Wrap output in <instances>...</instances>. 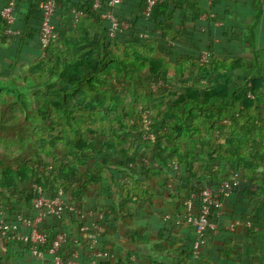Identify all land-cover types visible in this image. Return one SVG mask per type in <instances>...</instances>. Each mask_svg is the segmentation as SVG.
Masks as SVG:
<instances>
[{"label": "trees", "instance_id": "16d2710c", "mask_svg": "<svg viewBox=\"0 0 264 264\" xmlns=\"http://www.w3.org/2000/svg\"><path fill=\"white\" fill-rule=\"evenodd\" d=\"M20 1L21 3L25 2V0ZM44 1L27 0L26 9L28 12L23 23L24 30L22 34L8 37L5 34L7 26L1 16V11L6 6V3L4 4V0H0V39H6L8 44L7 49L0 54V86L7 83L9 90L16 95L17 101L23 106V92L16 84L14 77L21 72V55L28 40L34 41L35 49L42 53L39 42V28L43 16L40 4ZM217 1L220 0H215L214 5ZM258 1L261 2L263 0ZM103 2L102 9L96 10L94 7L95 0H64V2L60 0V9L55 18V24L61 40L48 50L45 56L46 60L44 59L45 62L42 66L39 65L42 60L41 57L38 63L30 65L29 69L26 70V72H31L34 68L38 70L41 67L42 70L44 69V75L59 73L58 99L65 116L62 117V123L65 126L63 130H69L74 135L73 144L75 147L73 145L71 147L73 160L67 163V161L56 158L57 165L50 170L46 165L42 164V161H40L41 157L37 156V163L43 171L41 173L43 177L31 179L28 183L25 182L24 186L27 189H22L21 184L19 185L16 178L11 175L13 169L6 168L4 165H2L3 177L0 180V205H6L4 208H6L5 211L9 212L11 220L20 216L32 218L36 214L33 203V186L35 185L44 188L46 196L51 198L58 197L62 191L66 201V191H73L75 186L79 184L80 187L82 186L83 189L94 194L97 204H100L106 196L111 203L112 212L109 214L105 213L97 221L100 229L96 230L93 227L94 224L90 225L81 216L67 213L63 224L58 222L51 223L47 243L41 247V250H49L57 234L61 233V227L63 229L64 224H70L74 226L75 230L73 232L77 235L69 233L67 227H64L68 234V240L58 252V255L65 259L72 251L80 249L83 255V262L91 258L93 251V249L91 250L92 244L84 236L98 238L100 243L105 240V243V238L109 235L104 232V229L106 230L107 228L113 231L111 233L113 236L117 233L116 229L120 221L127 227V232L123 236L125 243L127 244L128 242L135 246L139 245L142 227L135 228L139 223V211L145 215L153 216L154 214L151 213L146 204L156 199L159 193L168 196L169 200L172 201L170 206L177 213L186 216L188 212L186 207L187 199L194 194H198L205 185H211L212 189L217 192L225 183H230L233 185L232 192L235 193L239 186L238 183L241 182L244 185L245 194L253 196L264 193V117L252 114L247 105L252 100V97L256 106L264 101V96L262 97L260 91L258 93V89L264 85V62L260 64V58L258 59L256 54L248 62L256 65L257 70L252 71L251 74L249 73L250 75L245 78V81H235V88L230 89L227 95L210 96L205 92L204 94L202 93L201 97L188 99L182 106L184 115L173 124L163 128L155 129V118L153 115L150 133L155 137V141L147 139L146 134L148 132L144 128L142 118V111L149 110L151 107H146L137 115L139 119L138 137H131L129 133H125L123 138L126 139L128 146L122 147L121 150L125 151L131 147L137 148L143 141L150 144V151L144 157L149 166L143 172L138 168L139 162H132V159L126 156V152H122L123 155L118 149H110V147L101 143L100 145L102 146L99 148L97 146L98 140L96 139L91 141L84 140L80 116H76L75 113L81 110L90 120L106 118L107 113L105 112L108 110V106L103 101L106 98L99 97L96 98L97 100L79 99L76 102L70 101V98L77 99L78 93L87 88L97 92V88L92 84L91 80L97 77L100 72H103L110 64L116 65L123 72V75L125 74L126 78L124 79L125 76L123 75L121 78L127 83L126 79L128 80L130 75L126 74V70H128L130 62H134L133 65H135L136 72L133 76L138 77L137 80L139 82L136 81V84L140 85L143 82V77L140 75L142 74L140 72L142 66H139V64L145 66L149 56H154L157 53L160 57H165L169 60L170 58L177 59L181 64L186 61L183 64V66L186 64L185 68L191 65V74L189 76L192 75L194 77V68L201 64L205 67L203 73L205 81L209 83H227V80L218 73V63L213 55H208V61L206 62L202 60L201 56L183 58L174 55L177 38L172 37L171 30L166 28L159 19L161 11L168 8V0H163L156 7L149 20L145 19L143 15L147 8V0H124L122 4L112 9L109 8V0H104ZM19 3L18 0V6ZM70 5L76 10L71 12ZM193 10L190 13L193 14H191L194 18L193 24H195L196 20L197 25L198 13L195 8ZM79 12L84 13L91 21L94 38L86 40V38L79 37V33L83 32L81 25L80 28L76 26L78 23L76 15ZM190 13L187 12V14ZM204 13L209 12L202 9L200 15ZM104 14H114L120 20L130 23L133 27L116 40H111L109 37V22L103 18ZM17 16L19 18V11ZM185 29L187 30V28ZM16 31L18 30L16 29ZM192 31L193 33L188 32V35L195 37L198 28L195 26ZM142 34H148L149 38H142ZM179 39L181 40V36ZM144 47L147 48L146 51ZM136 66L138 67L136 68ZM163 67L161 68V75L147 70L144 75L148 74L146 85H148L149 78L166 81L165 75L168 71H165L167 69H163ZM128 81L132 82V79ZM117 84L118 86L122 85V83L119 85L118 82ZM137 85L133 84L132 86L138 88ZM149 89L152 92V88L149 87ZM133 91L136 94L137 89ZM45 104L46 109L43 114V121L44 123H51V102L45 101ZM238 106L242 107V111H237ZM208 107L213 110L209 115L205 112V110H209ZM194 109L198 110L202 121L206 123L205 129L202 126H191L187 122V117ZM226 112H228L227 116H230V118L228 117L227 119V125H224L221 117ZM109 130L110 132L113 131L112 128ZM103 134H106L105 129L100 135ZM194 134L202 135L201 139H195ZM172 152L178 153L179 158L172 157ZM139 157L143 159L141 156ZM252 157H254V163L250 165L247 161L249 158L252 159ZM202 159L203 161H201ZM143 163L145 165L146 162ZM0 164L2 163L0 162ZM81 168L86 171L77 173L76 169ZM25 171L20 168L17 173L25 177L27 174H25ZM107 173L110 178L105 179V174ZM116 173L124 174L129 178L130 183H122L120 179H116ZM171 176L174 177L175 181H173L172 187L170 186L172 185ZM106 180H109V183ZM76 196L77 194L74 198ZM79 197L81 200L85 199L82 195H79ZM226 198L224 197L223 201ZM67 202L75 203L74 201ZM199 207L200 204L198 205ZM2 212L4 211H0V216ZM86 226L89 227V232L84 234L82 229ZM166 228L165 226L163 231H169ZM214 237H210L209 242ZM196 239L195 232L193 229L190 230V234L186 235L185 243L178 250L177 260L173 264H195L193 251ZM172 241L175 240L169 237L168 243L172 244ZM209 242L202 248L200 261L203 259V251L208 247ZM78 243H84L83 247H80ZM106 244L104 249L110 253L112 245L106 246ZM31 246L30 243H16L7 246L6 250H2L3 254L0 252V264L11 263L13 255L19 259L25 257L35 258L30 253ZM129 257H133L132 254ZM49 258L52 257L50 256L47 259ZM100 263L111 264L106 259H101Z\"/></svg>", "mask_w": 264, "mask_h": 264}, {"label": "rangeland", "instance_id": "374dc122", "mask_svg": "<svg viewBox=\"0 0 264 264\" xmlns=\"http://www.w3.org/2000/svg\"><path fill=\"white\" fill-rule=\"evenodd\" d=\"M80 25L81 22H78L76 25L77 28H80ZM146 50L147 48H145V51ZM44 59L45 56L42 57L39 65L42 66L44 64L46 60ZM202 60L206 62L208 58H202ZM184 63L181 64L177 59L170 58L169 60L165 57H160L157 53L154 56H149L145 66L139 64V66L143 68H140V72L142 73L140 75L143 77V82L140 83V85L136 84L138 77L133 76L136 72L135 65H133L134 62H130V66L128 70H126V74L130 75L128 80L132 79V82L126 79L127 83L123 81L126 78L125 74L123 75V72L119 70L116 65L110 64L107 66L103 72H100L97 77L91 80L92 84L97 88V92L87 88L78 93L77 99L70 98L72 102H76V100L79 99L97 100L96 98L99 97L106 98L105 100L103 99L104 103L108 106V110L105 112L107 113L106 118L103 117L101 119L95 118L90 120L81 110L75 113L76 116H80L84 140L91 141L96 139L98 140L97 146H99V148L102 146L100 145L101 143L107 145L110 149H118L121 154L126 152V156L131 158L132 162H139L138 168L143 172L145 168L149 166V163L144 157H146L150 151V144L143 141L137 148L131 147L128 150L124 148L126 149L125 151L121 150L122 147L128 146L126 139L123 138L125 133H129L131 137H138L139 119L137 115H139L142 110L146 107H151L149 110L153 113L155 118V129H159L173 124L184 115L182 106L188 99L201 97L202 93L204 94L205 92L210 96L228 94V81L224 83L226 86H220L219 84L222 82L209 83L205 81L203 79L205 67L201 64L194 68L195 76H189L187 71H191V65L185 68V66H183ZM137 67L138 66H136V68ZM162 67L163 69H167L165 71H168L165 75V86L153 90L151 82L154 81V78H149L148 85L152 88L151 92L149 87H147L148 85H146V77L148 74L146 76L144 75L147 73V70L161 75ZM27 69L26 67H22L21 72L14 77L16 84L23 92L22 103L24 106L17 101L16 95L9 90L7 83L0 86V162L2 163L0 164V180L3 177L2 165L6 168H12L11 175L16 178L19 185L21 184L22 189H27L24 186L25 182L28 183L31 179L43 177L41 175L43 171L37 163V156L41 157L40 161H42V164L46 165V167L51 170L52 167H56L57 165L56 158L65 162L67 161V163L72 161L73 153L71 147L72 145L75 147L73 144L74 135L69 130V132L63 130L65 126L64 123H62V117L65 116L58 99L57 89L59 86L58 84H60L59 73L56 72L53 75H44V69L42 70L41 67L38 70L34 68L31 72H26ZM34 70L35 72H33ZM226 70H228V64L226 65ZM250 74L235 75L233 81H245V78ZM122 75L125 76L124 79L121 78L123 77ZM223 77L224 79H228L229 74L225 73ZM117 82L119 85L122 83V85L118 86ZM216 83H218V86H216ZM133 84L137 85L138 88L132 86ZM134 89H137L136 94L135 91H133ZM259 91L263 97L264 85H262V88L258 89V93ZM45 101L51 102V123H44L43 121V114L46 109ZM247 105L249 108H246H248L252 114L264 117V101L256 106L252 97V100H250V103ZM207 110H205L207 115L211 114L213 111L212 108ZM237 111H242V107L238 106ZM227 114L228 112L221 117L224 125H227V119L228 117L230 118ZM187 122L191 126H202V128L205 129L206 123L202 121L201 114H199L197 109H194L192 113L189 114ZM110 128L113 129L112 132H110ZM103 129L106 130V134L100 135ZM194 136L196 137L195 139H201L202 137V135L199 134H194ZM171 156L179 158V154L176 152H172ZM204 157L207 159L206 156ZM253 158L254 157H252V159L249 158L247 163L250 165L254 163ZM201 161H203V159ZM143 162H146L145 165ZM20 168L26 170L25 174H27L25 177L17 173ZM85 171L84 168L76 169L77 173H84ZM107 178H110L108 173L105 174V179ZM116 179H120L122 183H130V180H128L129 178L124 174L121 175L116 173ZM106 181L109 183V180ZM66 193L67 201H74L75 203L73 205L83 210L80 214L81 217L87 220L90 225L94 224L93 227L96 230L100 229L97 221H99L105 213L109 214L112 212L111 203L107 200L106 196L100 204H97L94 194L86 191L82 186L80 187V184L75 186L73 191H66ZM76 194L77 196L74 198ZM79 195H82L85 199L81 200ZM4 207H6V205H0V211H5L6 208ZM50 222L53 221L50 220ZM64 225V227H67L69 233L77 235L73 232L75 230L74 226L70 224ZM64 227L63 229L61 227V233H58L57 236L66 233ZM84 238L92 244L91 250L93 249V252L105 251L98 238L91 236H84ZM116 242L123 243V241L118 239ZM83 244H79V246L83 247ZM120 247L122 246L120 245ZM109 256L111 257L110 253ZM113 263L117 264L114 260Z\"/></svg>", "mask_w": 264, "mask_h": 264}, {"label": "crops", "instance_id": "0c3cea01", "mask_svg": "<svg viewBox=\"0 0 264 264\" xmlns=\"http://www.w3.org/2000/svg\"><path fill=\"white\" fill-rule=\"evenodd\" d=\"M19 2L13 28L17 29L20 35L24 30L23 23L28 11L27 0L23 3L20 0ZM5 3L7 4L6 0H4ZM167 6V10L161 11L159 19L166 28L171 30L172 37L177 38L174 55L183 58L193 56L203 58L206 55H213L218 63V73L222 77L225 73L229 74L226 79L229 83V91L235 88L233 81L235 75L248 74L257 70L256 65L248 62L254 54L258 59L260 58V64H263L264 0L261 2L220 0L215 5H209L203 0H168ZM70 7L71 12L76 10L73 6L70 5ZM194 8L198 13L197 25L196 20L193 24V14L190 13L194 11ZM202 9L209 13L200 15ZM18 11L19 18H17ZM211 15L220 21V25L217 26L216 20ZM76 17L83 27L79 37L86 40L94 38L93 27L87 16L79 12ZM195 26L198 31L195 37H192L188 35V32L193 33L192 28ZM7 47V40L0 39V50L3 49L0 54ZM41 57L43 53L35 49L34 41L28 40L21 55L22 67L29 69L30 65L38 62ZM227 64L228 70H226ZM187 72L191 74L190 70ZM219 85L224 86V83ZM238 185L236 189L238 193L231 192L224 201L223 213L218 219L220 233L209 242L208 247L203 251V259L198 264H264V193L250 196L245 194L243 183L240 182ZM256 191L258 193V189ZM170 204L172 201L168 196L159 193L156 199L146 204L154 214L153 216L145 215L138 210L139 223L135 228L142 227V231L140 244L137 246L125 243L123 236L127 232V227L121 221L116 229L117 233L113 236L111 235L113 231L104 229L109 236L105 238V243V240L101 243L102 247L105 248L104 245L107 242L106 246L112 245L111 257L107 261H111L112 264H115L113 260L117 264H173L177 260L178 250L183 247L184 239L190 234L192 227L187 216L177 213ZM165 226L169 231H163ZM169 237L175 240L172 244L168 243ZM117 239L123 243L116 242ZM129 253L135 260L129 257ZM9 264L55 263L51 258L42 261L29 257L19 259L13 255Z\"/></svg>", "mask_w": 264, "mask_h": 264}, {"label": "built area", "instance_id": "2783aa9c", "mask_svg": "<svg viewBox=\"0 0 264 264\" xmlns=\"http://www.w3.org/2000/svg\"><path fill=\"white\" fill-rule=\"evenodd\" d=\"M7 4L1 11V16L7 26L5 34L7 36H17L19 33L13 28L16 20V9L18 0H6ZM60 0H45L41 3L42 23L39 28V42L43 56H46L52 45L58 44L61 40L60 33L55 24V18L60 9ZM104 0H95L94 7L96 10L102 9ZM209 5H213L215 0H205ZM124 0H109V8H114L122 4ZM163 0H147L146 9L143 13L145 19L149 20L156 7ZM216 20L217 26L220 21L214 15H211ZM103 18L109 22V37L111 40H116L120 35H124L132 29V25L126 21L120 20L114 14H104ZM142 38H149L148 34H142ZM206 57L203 58H207ZM154 90L165 86V81L154 80L151 82ZM153 113L150 110L142 111L144 128L148 132L147 139L155 141V137L150 133ZM174 177L171 176L173 186ZM233 190V185L225 183L219 191L215 192L211 185H205L201 188L198 194L190 196L186 201L187 220L195 232L197 239L194 246L193 258L195 264L201 259L202 248L205 247L210 237L217 236L220 233V225L218 219L222 216V208L224 206L223 198L227 197ZM34 191V208L36 214L32 218L20 216L17 219L11 220L10 214L7 211L2 212L0 216V252L6 250V247L11 244L25 243L31 244L30 253L33 257L39 260H46L52 257L55 264H101V259L109 260V253L106 251L93 252L91 258L83 262V255L80 249L71 252L65 259L58 255V252L63 248L68 240V234L57 236L53 241L49 250H41V247L47 243L49 231L51 230V221L63 223L67 213L75 216H81L82 209L77 208L72 203H68L64 199V193L61 191L59 196L51 198L46 196L44 188L35 185ZM200 207L198 208V205ZM198 208V209H196ZM94 226V225H93ZM84 234L89 232V227L82 229ZM132 259H134L132 257ZM135 260V259H134ZM108 262V261H107Z\"/></svg>", "mask_w": 264, "mask_h": 264}]
</instances>
